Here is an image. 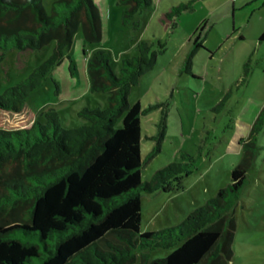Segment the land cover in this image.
Instances as JSON below:
<instances>
[{"label":"trees","instance_id":"obj_1","mask_svg":"<svg viewBox=\"0 0 264 264\" xmlns=\"http://www.w3.org/2000/svg\"><path fill=\"white\" fill-rule=\"evenodd\" d=\"M194 1L166 14L174 28L183 12L194 9ZM119 3L124 22L134 21L139 29L136 16L153 0ZM80 30L88 43L102 39L103 21L94 0H52L50 13L42 0H0V64L7 51H36L55 43L47 60L0 94V264H230L235 208L255 166L264 106L240 144L242 159L231 183L181 223L142 232L143 195L180 189L188 174L186 165L175 162L152 181L142 180L147 160L141 153V117L146 111L139 102L129 107L128 95L154 68L158 53L153 45L139 43V55L124 59L120 74L104 49L87 58L91 91L109 93L110 102L106 109L79 111L87 124L65 129L55 109L43 112L45 123L27 109L32 93L69 55ZM198 40L195 44L202 47ZM10 112L24 114L32 124L5 128ZM158 151L159 146L148 158ZM157 249L169 253L151 260Z\"/></svg>","mask_w":264,"mask_h":264},{"label":"rangeland","instance_id":"obj_2","mask_svg":"<svg viewBox=\"0 0 264 264\" xmlns=\"http://www.w3.org/2000/svg\"><path fill=\"white\" fill-rule=\"evenodd\" d=\"M190 1L153 0L137 14L135 21L141 26L136 29L134 21L124 22L119 0H94L103 21L101 41L86 42L80 30L69 55L27 102V109L43 123V112L52 108L65 129L87 124L79 111L106 109L110 104L109 93L91 91L87 58L104 49L112 69L120 74L123 60L139 55V43L153 45L157 62L128 95L129 107L139 102L146 111L141 117V153L147 160L142 180L152 181L157 171L175 162L186 165L188 174L180 189L159 188L143 195L142 232L181 223L231 183L232 170L242 159L240 144L250 136L264 106V0H195L194 9L183 12L174 28L166 14ZM42 3L50 13L52 0ZM196 37L202 47L195 44ZM54 45L7 51L0 64V94L47 60ZM23 115L6 114L5 128L30 126ZM157 146L159 151L149 159ZM255 161L235 208L237 229L230 264H264V122ZM168 253L157 249L151 260Z\"/></svg>","mask_w":264,"mask_h":264}]
</instances>
